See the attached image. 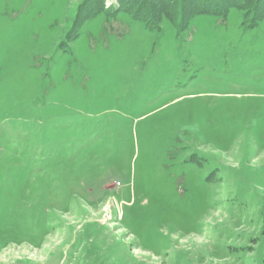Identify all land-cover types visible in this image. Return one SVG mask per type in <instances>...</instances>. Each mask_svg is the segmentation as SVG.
Segmentation results:
<instances>
[{
	"label": "rangeland",
	"instance_id": "1",
	"mask_svg": "<svg viewBox=\"0 0 264 264\" xmlns=\"http://www.w3.org/2000/svg\"><path fill=\"white\" fill-rule=\"evenodd\" d=\"M87 7L0 0V264H264V19Z\"/></svg>",
	"mask_w": 264,
	"mask_h": 264
},
{
	"label": "trees",
	"instance_id": "2",
	"mask_svg": "<svg viewBox=\"0 0 264 264\" xmlns=\"http://www.w3.org/2000/svg\"><path fill=\"white\" fill-rule=\"evenodd\" d=\"M173 5L167 2L160 3L156 13L141 11V1L135 4L134 0H116V5L105 6V0H87V9L76 14L72 28L67 33L66 39L71 41L78 36L80 27L98 13L105 11L107 14H115L123 11L132 18L144 22L145 27L154 30L160 29V20L167 19L173 24L177 31L185 29L190 21L197 15H214L225 18L232 9L243 12L242 25L245 28H252L264 19V0H170ZM188 1V2H187ZM84 5V8L85 9ZM173 7V8H172Z\"/></svg>",
	"mask_w": 264,
	"mask_h": 264
}]
</instances>
